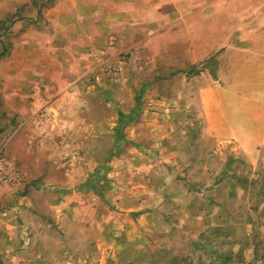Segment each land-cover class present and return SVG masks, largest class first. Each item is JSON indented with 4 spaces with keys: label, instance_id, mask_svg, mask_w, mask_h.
I'll return each mask as SVG.
<instances>
[{
    "label": "crops",
    "instance_id": "1",
    "mask_svg": "<svg viewBox=\"0 0 264 264\" xmlns=\"http://www.w3.org/2000/svg\"><path fill=\"white\" fill-rule=\"evenodd\" d=\"M232 1L0 0V27H5L0 28V53L6 50L0 57V154L24 180L0 184V264L27 254L14 242L33 239L36 224L61 229L63 224L102 223L98 208L103 201L90 178L104 157L113 156L116 165L112 193L130 188L128 193L136 194L135 189L150 184L138 177L152 175L157 158L147 149L155 140L158 113L152 110L165 111L167 118L168 111L181 107L151 103L157 69H165L162 78L192 72L195 82L220 75L222 81H252L241 92L215 85L191 94L205 112H215L213 105L226 114V123L239 127L252 121L256 115L247 97L264 99V24L257 30L262 40L235 41L232 28L217 25L220 15L227 16L219 3ZM257 1V15L264 17V0ZM126 53L117 77L100 71L96 57L115 62ZM257 80L260 92L254 89ZM174 95L182 97L181 90ZM237 96L240 106L233 100ZM46 109L58 116L46 117ZM55 121L73 125L72 138L83 154L77 169L64 167L66 148L57 144ZM258 140L249 138L245 145ZM158 144V154L168 159V144ZM124 201L125 208L141 205Z\"/></svg>",
    "mask_w": 264,
    "mask_h": 264
},
{
    "label": "rangeland",
    "instance_id": "2",
    "mask_svg": "<svg viewBox=\"0 0 264 264\" xmlns=\"http://www.w3.org/2000/svg\"><path fill=\"white\" fill-rule=\"evenodd\" d=\"M259 7L257 0L219 3L227 16L220 15L217 25L232 28L235 41L256 43L263 36L257 32L264 24V17L257 15ZM163 72L159 68L155 73L151 103L164 109L181 107L180 112L168 111L167 118L165 111L152 110L158 113L155 140L147 149L157 158L153 174L138 177L150 184L139 192L135 189L136 194L128 193L130 188L112 193L113 183H118L111 176L116 165L113 156L104 157L90 178L100 190L94 194L103 201L98 208L102 223L63 224L61 229L36 224L33 239L14 242L27 254L16 260L9 257L12 264H264V114L256 113L264 110V99L247 97L256 116L237 127L226 123V114L216 106H211L215 112H205V105L191 94L215 85L241 92L243 84L251 87L252 81H222L220 75L195 82L192 72L162 78ZM254 83L260 92L262 84ZM179 89L182 97L174 95ZM237 97L233 100L240 106ZM252 137L258 142L245 145ZM159 142L169 146L166 160L158 154ZM82 160L83 154L78 164L64 167L77 169ZM47 199L43 196V201ZM121 200L141 205L125 208Z\"/></svg>",
    "mask_w": 264,
    "mask_h": 264
},
{
    "label": "built area",
    "instance_id": "3",
    "mask_svg": "<svg viewBox=\"0 0 264 264\" xmlns=\"http://www.w3.org/2000/svg\"><path fill=\"white\" fill-rule=\"evenodd\" d=\"M114 45V42H112ZM127 53L122 54L118 61L115 62H102L99 57L96 60L101 63L100 71L104 73L109 78L117 77L122 72V65L127 61ZM59 110H64V105L59 104ZM45 116H58V114L53 115L48 109L45 110ZM55 136L57 139V144L60 147L66 148V155L64 157V165L70 167L72 165L78 164L82 159V149L80 145L75 142L72 138L73 125L68 121L59 122L55 121V128H58ZM54 128V130H55ZM23 176L19 174L17 170L9 168L4 155L0 154V184H15L23 182Z\"/></svg>",
    "mask_w": 264,
    "mask_h": 264
},
{
    "label": "trees",
    "instance_id": "4",
    "mask_svg": "<svg viewBox=\"0 0 264 264\" xmlns=\"http://www.w3.org/2000/svg\"><path fill=\"white\" fill-rule=\"evenodd\" d=\"M1 23V22H0ZM1 28V27H0ZM5 28V27H2ZM6 53V50H3L2 54L0 53V57Z\"/></svg>",
    "mask_w": 264,
    "mask_h": 264
}]
</instances>
